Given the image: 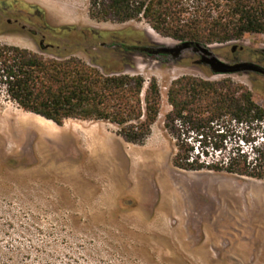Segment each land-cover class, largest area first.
Listing matches in <instances>:
<instances>
[{"label": "rangeland", "instance_id": "rangeland-1", "mask_svg": "<svg viewBox=\"0 0 264 264\" xmlns=\"http://www.w3.org/2000/svg\"><path fill=\"white\" fill-rule=\"evenodd\" d=\"M89 9L90 0H0V43L88 63L86 51L131 61L127 74L146 86L158 80L164 113L169 85L185 75L232 79L264 108V75L214 74L193 49L177 58L113 53L102 45L180 42L145 20L100 22ZM66 27L100 35L88 40ZM207 48L227 64L264 69V34ZM175 150L162 120L132 144L110 123L58 126L0 92V264H264V180L180 170Z\"/></svg>", "mask_w": 264, "mask_h": 264}, {"label": "trees", "instance_id": "trees-1", "mask_svg": "<svg viewBox=\"0 0 264 264\" xmlns=\"http://www.w3.org/2000/svg\"><path fill=\"white\" fill-rule=\"evenodd\" d=\"M97 21L145 20L159 35L192 47H209L264 34V0H90ZM64 32L96 39L93 29ZM109 35V34H101ZM114 36V34H111ZM113 53L174 56L131 43L103 44ZM91 63L74 53L45 57L0 43V92L26 112L62 126L69 119L102 121L117 127L126 142L142 145L163 121L175 143L173 164L192 172H212L264 180V108L252 91L232 79L210 81L181 76L168 87L169 111L156 78L129 75L131 61Z\"/></svg>", "mask_w": 264, "mask_h": 264}, {"label": "water", "instance_id": "water-1", "mask_svg": "<svg viewBox=\"0 0 264 264\" xmlns=\"http://www.w3.org/2000/svg\"><path fill=\"white\" fill-rule=\"evenodd\" d=\"M193 49L202 54L201 63L210 67L214 74H234L239 72H256L264 75V69L253 64H227L219 60L208 48L197 45L192 47L189 43H180L173 47H161L158 53H173L180 56L185 50Z\"/></svg>", "mask_w": 264, "mask_h": 264}]
</instances>
